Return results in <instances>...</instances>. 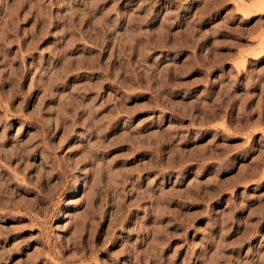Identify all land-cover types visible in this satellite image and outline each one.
Segmentation results:
<instances>
[{
	"label": "rangeland",
	"instance_id": "374dc122",
	"mask_svg": "<svg viewBox=\"0 0 264 264\" xmlns=\"http://www.w3.org/2000/svg\"><path fill=\"white\" fill-rule=\"evenodd\" d=\"M0 264H264V0H0Z\"/></svg>",
	"mask_w": 264,
	"mask_h": 264
},
{
	"label": "bare ground",
	"instance_id": "6f19581e",
	"mask_svg": "<svg viewBox=\"0 0 264 264\" xmlns=\"http://www.w3.org/2000/svg\"><path fill=\"white\" fill-rule=\"evenodd\" d=\"M64 213H65V212H64ZM66 213H67V212H66ZM64 215H65V214H64ZM64 215H63V216H64ZM65 216H66V215H65Z\"/></svg>",
	"mask_w": 264,
	"mask_h": 264
}]
</instances>
